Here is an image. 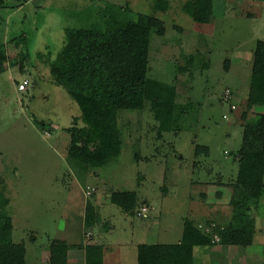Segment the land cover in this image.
Instances as JSON below:
<instances>
[{
	"label": "rangeland",
	"instance_id": "374dc122",
	"mask_svg": "<svg viewBox=\"0 0 264 264\" xmlns=\"http://www.w3.org/2000/svg\"><path fill=\"white\" fill-rule=\"evenodd\" d=\"M168 1L166 11H155V0L0 2V186L9 201L13 240L25 243L29 264L32 251L49 239H84L80 204L97 200L99 214L114 217L102 231L113 224L114 237L124 222L115 220L119 212L145 226L134 243H177L189 218L212 235L211 248L224 247L223 255L214 256L217 263L206 264H228L229 245L216 232L224 226L236 247L231 264L264 261V196L249 210L254 222L234 221L241 211L232 204L243 129L264 110L248 106L253 52L264 40V0H213L208 23L183 11L188 0ZM126 6L162 21L165 31L151 33L148 76L163 82L188 111L161 131L150 102L120 110V155L89 168L70 157V129L84 123L78 104L53 83L50 65L67 29L103 26L104 12ZM23 79L30 85L20 92ZM116 190L136 191L134 208L126 212L112 203Z\"/></svg>",
	"mask_w": 264,
	"mask_h": 264
},
{
	"label": "trees",
	"instance_id": "16d2710c",
	"mask_svg": "<svg viewBox=\"0 0 264 264\" xmlns=\"http://www.w3.org/2000/svg\"><path fill=\"white\" fill-rule=\"evenodd\" d=\"M154 8L166 11L169 1L155 0ZM182 9L196 22L208 23L213 0H188ZM104 14L103 26L67 29L65 43L50 65L53 83L63 87L78 104L84 123H75L70 129V157L89 168H102L120 155V110L142 109L150 102L161 131L171 130L173 122L188 111L186 105L177 103L175 93L163 82L148 76L151 33L165 31L159 17L133 13L129 6ZM2 54L0 49V57ZM248 106L264 109V40L257 41L253 52ZM34 119L41 124L37 117ZM199 149L209 151L204 146ZM238 162L232 204L241 213H236L233 220L252 222L249 210L257 207L264 196V110L246 123ZM136 195V191H112L111 202L127 212L134 208ZM8 203L4 187L0 186V264H27L25 243L13 240ZM100 221L96 206H86L85 231ZM216 232L222 244H230L229 226ZM212 243V235L204 232L195 220L186 218L179 242L139 244L138 264H191L194 247ZM49 245L50 264H68L67 241L50 239ZM85 251L86 264H103L102 245H86Z\"/></svg>",
	"mask_w": 264,
	"mask_h": 264
},
{
	"label": "crops",
	"instance_id": "0c3cea01",
	"mask_svg": "<svg viewBox=\"0 0 264 264\" xmlns=\"http://www.w3.org/2000/svg\"><path fill=\"white\" fill-rule=\"evenodd\" d=\"M85 203L87 204V201H84L83 203L80 204L81 212H83L82 218H81L83 220L82 227L84 226V223H85V209H86V205H85L84 211H82V205ZM91 203L96 207H100L99 205L100 200H97L96 202H91ZM111 215L112 214H108V215L101 214V221L98 224H96L92 229H90L88 232H86L84 228V239H79L73 243H70L68 240L64 238H58V239H63L67 241L68 243V264H86L85 247L86 245H90V244H99L103 246V264H138V246L139 244H142L144 242L134 243L133 239L135 237L137 230L139 228H145V226H142L141 224L130 221L131 218L129 219V215L127 213L119 212L118 214L119 216L114 215L118 217L115 220L121 221V222L124 221V222L122 223L123 226H122L121 232L119 233V236L114 237L112 236L113 235L112 230L114 229L113 224H111V228L103 229L102 231V228L105 227L104 222L107 221L108 217L114 218L112 217L113 215L112 216ZM129 230L133 233L132 237L127 234ZM147 234H149V231H147ZM49 242H50V239H49ZM49 242L44 247L42 248L38 247L37 249L32 251L31 264H50L51 251H50ZM130 244H132V246H130ZM218 248L219 247L211 248L210 246H201V245L195 246L193 250L194 260L191 264H206L205 261L209 262V260L217 263L218 261L215 260L214 258L220 257L221 254L223 255L224 247L222 246L221 249L220 248L218 249ZM198 249H199V253H198L199 261L196 262L197 261L196 252ZM235 249H236L235 246H233L232 244H229L228 264L232 263L231 256L229 255V253L233 252ZM28 254L29 252L27 249V254H26L27 264H29ZM263 263L264 261L262 262V264Z\"/></svg>",
	"mask_w": 264,
	"mask_h": 264
},
{
	"label": "built area",
	"instance_id": "2783aa9c",
	"mask_svg": "<svg viewBox=\"0 0 264 264\" xmlns=\"http://www.w3.org/2000/svg\"><path fill=\"white\" fill-rule=\"evenodd\" d=\"M30 85V80L29 79H23L18 85V90L20 92H25L28 90V87Z\"/></svg>",
	"mask_w": 264,
	"mask_h": 264
}]
</instances>
